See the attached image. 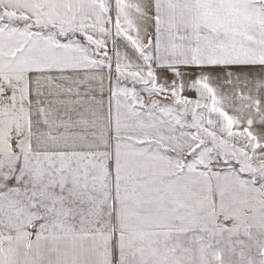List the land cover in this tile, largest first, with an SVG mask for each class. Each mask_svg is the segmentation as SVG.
Returning <instances> with one entry per match:
<instances>
[{
    "label": "snow or ice",
    "instance_id": "1",
    "mask_svg": "<svg viewBox=\"0 0 264 264\" xmlns=\"http://www.w3.org/2000/svg\"><path fill=\"white\" fill-rule=\"evenodd\" d=\"M0 264H264V0H0Z\"/></svg>",
    "mask_w": 264,
    "mask_h": 264
}]
</instances>
